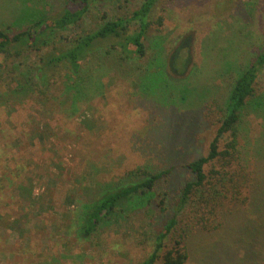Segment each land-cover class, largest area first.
<instances>
[{"label": "rangeland", "instance_id": "rangeland-1", "mask_svg": "<svg viewBox=\"0 0 264 264\" xmlns=\"http://www.w3.org/2000/svg\"><path fill=\"white\" fill-rule=\"evenodd\" d=\"M63 2L0 0V27L13 32L26 22H19L21 5L48 15L59 10ZM131 6L128 1L116 0L106 8L123 12ZM32 14L25 13L31 18ZM149 20L147 53H153L155 43L164 45L169 61L178 47L175 65L179 70L189 57L181 74L162 68L164 57L157 48L147 69L139 73L134 63L125 66L129 73L101 68L98 83L92 86L93 95L86 94L76 104L74 114H70L73 100L64 89V65L49 75L45 94L60 103L70 97V104L50 107L48 112L38 101L37 92L0 96V264H138L151 252L154 235L173 213L178 189L191 175L186 162L207 151L232 76L245 59L263 47L264 3L158 0ZM76 32L78 29L71 33ZM51 40L49 47L60 38L53 36ZM27 56L26 61H31L35 53ZM87 61L84 66L99 69V61ZM2 82L0 90L10 79ZM255 93L239 122L241 157L237 168L243 169L238 182L243 212L239 210L227 219L223 229L194 237L193 246L200 249L191 253L185 264H197L204 248L209 252L214 248V252L204 254L205 263L220 264L224 253L217 251L215 243L221 241L232 244L225 253L229 255L227 264H264V245L258 246L264 244V75L258 79ZM159 99L170 105L169 110L155 104ZM166 112H177L175 119L186 122L166 124ZM167 127L181 131L171 140L166 133L161 135ZM155 129L165 141L156 137ZM178 133L187 134L188 141H178L174 137ZM141 165L171 168L160 186L169 194L166 211L159 213L152 203L127 209L124 219L113 218L88 238H79L83 201L94 198L105 185L122 183L127 172ZM209 167L205 165V170ZM245 225L263 226L249 260H244L245 244L239 243L235 250L237 243H233V232L240 235V227ZM240 259L243 261L238 262ZM153 264H160V260Z\"/></svg>", "mask_w": 264, "mask_h": 264}, {"label": "trees", "instance_id": "trees-1", "mask_svg": "<svg viewBox=\"0 0 264 264\" xmlns=\"http://www.w3.org/2000/svg\"><path fill=\"white\" fill-rule=\"evenodd\" d=\"M114 1L116 0H64L59 10L48 15L43 12L40 14L36 11L38 9L32 6L21 5L18 9L19 22H26L21 23L13 32L0 27V83L10 79V82L4 84L5 88L0 90V96L11 98L14 95L28 96L37 92L40 97L38 101L48 112L50 107H57L59 104L62 106L67 102L70 104L72 98L70 114H74L77 110L76 104L82 101L86 94L93 95L92 86L98 83L96 77L101 68L110 72L118 69V72L129 73L125 71V66L134 63L139 66L137 70L139 73L151 62L157 48L164 57L162 68L173 75L181 74L189 57L183 61V70H179L175 65L178 47L174 48L169 61L165 55L164 45L155 43L152 46L153 53H147L145 35L150 25L149 15L158 0H124L132 6L123 12L110 11L106 8ZM261 1L264 3V0ZM102 3H107L106 7L102 6ZM28 11L33 13L32 18L25 15ZM16 22L18 19H15ZM77 29L78 32L71 33ZM53 36H58L60 41L49 47ZM260 39L263 46L261 50L253 57L250 55L245 59L232 76L228 92L222 102L223 113L208 143L207 151L186 162L191 175L178 189L173 213L166 219L161 230L154 235L151 252L138 264H153L158 259L160 264H185L191 253L200 249L193 246L194 237L201 238L205 231L223 229L227 219L232 218L239 210L243 212L240 206L244 200L240 198L238 183L243 177L241 173L243 169L237 168L241 157L239 122L243 110L256 94L258 79L264 75V25ZM107 44L108 47L105 46ZM31 51L35 53V57L31 61H26L28 52ZM107 56L113 61H120L121 65L116 66L106 58ZM93 59L99 61L97 71L88 65L84 66L86 61L89 64ZM61 65L66 68L63 76L64 89L70 93L71 98L68 97L60 103L61 100H52L45 93L49 87V75ZM34 79L39 80L38 83ZM92 98L93 96L88 99ZM155 104L169 110L170 105L164 104L160 99ZM175 114L166 112L164 122L166 124L172 120L180 124L186 122L177 121ZM179 131L181 130H161V135L166 133L169 139H173V134ZM154 132L157 138L166 140L165 137L157 135V129ZM174 137L178 141H188L187 134L178 133ZM205 165L210 167L205 170ZM218 166L219 168H216ZM170 170L169 167L152 169L147 165L137 166L127 172L122 183L105 185L102 187L103 190L100 188L94 198L81 204L78 237L84 240L111 219H124L127 209L134 210L136 207L152 203L159 213L165 212L169 194L160 186L167 179ZM255 199L254 195L251 202ZM233 207L235 209L232 210ZM262 229V225L253 228L245 225L240 227V235L233 232L236 237L235 239L233 236V243H237L234 249L236 250L241 242L245 244L244 260H249V252L256 244L255 241L259 240ZM215 244L218 245L217 251L224 253L222 260L225 262L220 264H227L229 255L226 256L225 253L229 252L232 244L227 245L224 241ZM263 245L258 244L259 247ZM211 246H214V243ZM202 250L197 264H206L204 254L214 252V248L210 252L208 248ZM232 253L234 252L230 254L231 259L234 260ZM240 261L243 259L238 262Z\"/></svg>", "mask_w": 264, "mask_h": 264}]
</instances>
